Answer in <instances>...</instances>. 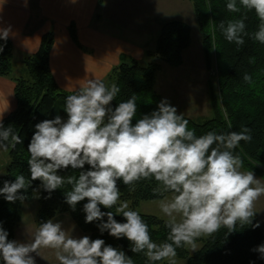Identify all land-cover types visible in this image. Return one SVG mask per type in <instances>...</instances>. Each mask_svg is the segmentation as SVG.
<instances>
[{"label": "clouds", "instance_id": "9594fccd", "mask_svg": "<svg viewBox=\"0 0 264 264\" xmlns=\"http://www.w3.org/2000/svg\"><path fill=\"white\" fill-rule=\"evenodd\" d=\"M25 5L27 0H24ZM75 4L78 0H68ZM243 9L259 18L255 39L264 44V0H239ZM230 12H240L237 0L226 5ZM2 11V9H0ZM225 38L237 45L244 44V18L222 23ZM11 26H0V41H7ZM0 43V53L4 50ZM245 82L251 77L244 75ZM119 88L105 85L102 80H88L75 94L66 97L64 111L67 119L60 116L46 119L35 125L27 151L30 181L18 175L14 182L5 181L0 195L14 203L25 201L21 190H27L32 181H41L49 194L71 185L65 192L66 203L75 210L83 205L85 222L101 221V233L107 231L117 239L126 238L131 252L144 253L151 262L167 261L176 264L177 249H197L196 241L210 237L222 227L229 233L237 224H253L256 201L264 196V184L253 171H242L243 160L233 150L241 141H250L249 129L227 134L209 131L197 136L189 129V121L167 100H162L158 110L144 115L133 125L137 114L135 96L118 106L110 107ZM23 143L21 136L11 126L3 124L0 113V149ZM215 145V147L213 146ZM77 176H61L62 169H84ZM154 179L158 187L154 193H172L171 198L160 201V209L168 217L169 229L165 242H153L149 226L140 213L128 209L124 203L115 214H121L126 222H118L114 212L102 211L116 206L120 200L118 181L134 186L141 180ZM50 198V196L48 197ZM104 217L107 221L103 222ZM55 250L59 264H134L124 251L106 245L103 239L85 235L76 238L65 230L60 222L49 219L40 224L31 242L8 240V232L0 223V261L3 264H36L32 253L40 256L39 249ZM253 251L264 258V244Z\"/></svg>", "mask_w": 264, "mask_h": 264}, {"label": "trees", "instance_id": "16d2710c", "mask_svg": "<svg viewBox=\"0 0 264 264\" xmlns=\"http://www.w3.org/2000/svg\"><path fill=\"white\" fill-rule=\"evenodd\" d=\"M105 0H99L100 4ZM202 34L204 58L208 69L217 70L218 90L215 91L210 84L209 95L211 101V115L194 118L177 110V114L189 121V129H194L197 136L208 133L227 134L230 131L240 132L249 129L250 141H241L233 150L243 160L242 169L253 171L264 179V44L255 39L258 31L259 18L254 11H247L239 5L240 12H230L226 5L229 0H190ZM244 18L246 25L244 44L237 45L225 38L223 29L231 20ZM72 37L76 40V29L71 28ZM4 50L0 53V75L10 77L15 82L16 108L3 118L5 127L11 126L17 132L23 143L16 145L15 149L9 147L10 161L6 172L0 175V188L5 181L14 182L16 176L23 175L26 180L31 179L29 165L30 153L27 146L36 131L35 125L46 119H54L60 116L67 118L64 111L66 97L77 91H68L59 86L51 68V51L54 46V35L45 33L42 37L39 49L26 55L21 64L22 70L14 75L13 58L14 45L11 39L0 41ZM192 43L191 26L181 19H170L162 22L156 37L155 46L146 51L147 63L122 54L120 62L109 73L104 83L111 87L115 84L119 88L110 107L115 109L121 102L135 96L137 114L133 118V125L144 115H150L158 110L162 101L161 94L155 88L157 73L166 63L177 67L183 64V52ZM251 77L250 82H245L244 75ZM168 102V101H167ZM171 106H174L168 102ZM175 107V106H174ZM176 108V107H175ZM177 109V108H176ZM215 147V145H213ZM90 170L89 165L84 169H62L58 175L77 176L80 171ZM39 180L32 181L30 187L20 194L26 196L25 201L34 197ZM120 188V200L116 206L102 211L114 212V218L118 222H126L121 214H115L117 207L122 202L130 201V210L140 213L149 226V232L153 242L166 241L169 229L165 226L166 219L154 214L142 213L135 206L142 200H158L166 197L168 193H154L158 183L154 180H141L134 186L124 185L118 181ZM71 185L65 184L50 194L44 189L40 198V207L36 215V224L59 215L69 214L78 228L92 239H103L106 245L117 247L130 256L134 264H168L167 261L151 262L144 253L131 252L130 242L126 238L117 239L108 234L101 233L98 225L101 221L85 222L86 214L83 205L87 199L79 202L73 210L65 201V192L71 190ZM50 196V198H48ZM24 202V201H23ZM23 202L17 200L8 202L0 195V223L8 232V240H13L16 230L22 219ZM107 221L104 217L103 222ZM259 223L258 228L251 225L237 224L236 230L229 233L226 227H222L217 233L200 240L201 246L194 252L188 247L177 249V257L184 259L186 264H264V258L256 249L264 240V227L256 214L253 224ZM0 264H3L0 261ZM56 264H59L57 262Z\"/></svg>", "mask_w": 264, "mask_h": 264}, {"label": "crops", "instance_id": "0c3cea01", "mask_svg": "<svg viewBox=\"0 0 264 264\" xmlns=\"http://www.w3.org/2000/svg\"><path fill=\"white\" fill-rule=\"evenodd\" d=\"M144 2L136 0L137 5L126 22L118 7L122 0H105L101 4L99 0H78L75 4L68 0H27L26 5L24 0H0V26H11L12 30L9 39L14 45L13 74L18 75L15 68L19 70L23 58L36 52L43 35L51 32L54 35L51 68L61 88L78 91L88 80L104 82L122 54L142 61L147 49L155 46L162 24L161 10L155 3ZM107 16L112 22H106ZM72 27L76 29V40L71 34ZM14 89V80L0 75L3 118L17 106ZM61 216L65 230L76 238L83 236L67 215Z\"/></svg>", "mask_w": 264, "mask_h": 264}, {"label": "rangeland", "instance_id": "374dc122", "mask_svg": "<svg viewBox=\"0 0 264 264\" xmlns=\"http://www.w3.org/2000/svg\"><path fill=\"white\" fill-rule=\"evenodd\" d=\"M155 3V6L160 7V12L162 14V22L167 19H183L191 26L192 33V43L191 45L184 50L183 64L177 67L171 66L169 64L163 63L162 69L158 71L155 88L161 94L162 100H167L173 104L178 111L188 116L194 118L201 116H210L212 113L211 101L209 95L210 84L213 86L215 91L218 90V81H217V70L212 67L208 69L203 51L202 44V34L199 30V26L196 20L194 13L193 4L190 0H145L144 3ZM122 5L118 4V7L123 12V20H128L131 17L132 9L137 5L136 0H122ZM142 3V2H139ZM138 3V5H139ZM112 19H108L106 22H110ZM112 22V21H111ZM152 22H150L151 24ZM113 24V23H112ZM148 58L144 56L142 63H147ZM22 66L16 69V72L19 74V71L22 70ZM15 70L12 71L14 73ZM21 72V71H20ZM66 120L67 118H63ZM10 161L9 148L7 151L0 149V175L4 174L7 169V165ZM242 171H246L241 169ZM257 179L260 180L261 184H264V179L260 176L255 175ZM42 184L36 188L34 197L31 200L24 201L22 205V219L17 228V236L15 241L18 242H31L35 232L38 230L39 226L36 224V215L40 207V198L42 196ZM173 194L170 193L166 197L158 200H142L135 206L136 210L142 213L154 214L160 218L168 219L160 209V201L165 198H171ZM127 203L128 209L132 208V203L130 201L122 202V204ZM257 204V205H256ZM256 216L264 227V196H261L256 201ZM120 205V206H121ZM63 215V214H62ZM66 217H69L73 223H75L69 214ZM62 217L59 215L55 218L54 222H62L64 218L56 221L58 218ZM77 229L78 226L74 224ZM80 230V229H79ZM81 231V230H80ZM82 232V231H81ZM83 236L87 233L82 232ZM82 236V237H83ZM203 238V237H202ZM201 241L197 240V248L201 246ZM264 244L263 242L260 244ZM191 252H194L190 247H188ZM40 256L36 253H32L35 258L36 264H56L58 262L55 251L52 249L41 248L39 249ZM45 256L44 260L41 257ZM176 264H186L184 259H180L177 256L175 257Z\"/></svg>", "mask_w": 264, "mask_h": 264}]
</instances>
